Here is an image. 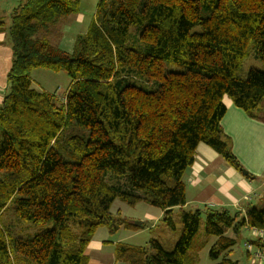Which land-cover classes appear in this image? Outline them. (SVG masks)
Wrapping results in <instances>:
<instances>
[{"label": "trees", "instance_id": "obj_1", "mask_svg": "<svg viewBox=\"0 0 264 264\" xmlns=\"http://www.w3.org/2000/svg\"><path fill=\"white\" fill-rule=\"evenodd\" d=\"M79 7V0H24L7 28L0 218L13 204L18 218L44 228L10 239L0 220V264H88L98 228L129 224L113 219L116 199L160 209L172 229L178 208L181 229L169 247L156 238L145 247L116 242L115 262L195 264L194 253L213 238V264H235L227 254L245 225L264 228V207L247 206L244 215L186 210L182 177L200 143L242 168L221 119L225 97L258 118L264 68L243 72L242 58L251 47L264 62V0H99L66 52L55 39ZM37 69L67 75L61 102L33 88ZM68 126L87 133L62 138Z\"/></svg>", "mask_w": 264, "mask_h": 264}, {"label": "crops", "instance_id": "obj_2", "mask_svg": "<svg viewBox=\"0 0 264 264\" xmlns=\"http://www.w3.org/2000/svg\"><path fill=\"white\" fill-rule=\"evenodd\" d=\"M98 1L99 0H94L95 3H98ZM5 2L6 0H3L0 3V21L4 25V31L0 32V103L6 91V77L11 66L12 58L7 28L12 13L17 9L18 5L24 2V0H19L18 2L12 1L10 5H5ZM95 9L96 6L93 7L94 12ZM71 17L66 18L70 19ZM74 17L78 18L77 21H81L80 7L79 12L75 14ZM63 34L59 45L62 50L71 52L74 38L78 33L66 34V32H63ZM35 72L46 75L48 83L53 80L55 83L63 82L65 89L69 84L68 80L63 77L61 73L53 74L47 70L37 69L31 73V80L33 88L38 91L43 90H39L34 85V82L37 81V78L34 76ZM56 89H58V86L54 89L53 86L47 87V90L54 91V93ZM224 104L226 110L221 119L222 130L224 134L231 139L233 154L236 156L243 169L252 176H244L241 171L231 167L213 149L200 143L196 147L193 164L187 168L182 177L185 186L186 204L183 207L185 209L195 210L206 205L215 209L222 208L230 212H237L239 209L246 210L247 206L258 207L259 203H264V118L260 115V112L258 118L249 117L242 109L233 105L232 101L227 97L224 98ZM229 207L234 209V211H231ZM142 211V217L137 215L142 222L144 220L147 223V220L153 217H156L157 221L162 218V211L160 209L154 212L156 214L146 213V208L142 209ZM146 214H148V216H145ZM141 224L142 223L139 225ZM248 232L249 237L247 236V240H253L254 238L249 229ZM95 236L96 232L93 237ZM106 239L107 238L103 240ZM90 245L91 243L86 249L88 264L117 263L114 261L113 257L110 260L106 259L104 253H98L95 258H91L88 255ZM110 247L114 249V243ZM106 252L109 253L108 251Z\"/></svg>", "mask_w": 264, "mask_h": 264}, {"label": "rangeland", "instance_id": "obj_3", "mask_svg": "<svg viewBox=\"0 0 264 264\" xmlns=\"http://www.w3.org/2000/svg\"><path fill=\"white\" fill-rule=\"evenodd\" d=\"M2 1L3 0H0V3ZM12 1L18 2L19 0H6L5 5L6 4L10 5ZM79 2H80L81 21L80 22L77 21L78 18L74 17L75 15L68 16V17L72 16L70 19L65 18L61 23V31L66 32V34H69V33L75 34L79 32L81 33L85 32L88 24L92 20V17L94 14L93 7H95L97 3H95L94 0H89V1L79 0ZM7 35H8V32H7ZM63 35H61L60 38L58 37L55 39L56 46L58 45L60 49L62 48L60 47L59 43ZM242 59H243L242 61L243 72L244 71L246 72L251 67L257 68V69L264 68V62L256 57L255 52L251 47H247ZM169 68L178 70L176 66H169ZM50 72H52L53 74H56V72H53V71H50ZM38 73L40 72H35L34 74V76L37 78V81L34 82L35 87L38 88L39 90H43L45 92L55 94L58 97L59 101L61 102L63 100L64 93L67 90L68 86L65 89V85H63V82L55 83L54 80L48 83L46 75L38 74ZM60 73L69 82V78L67 77V75L64 72H60ZM49 86H53V89L56 86H58V89H56L54 93V91L47 90V87ZM260 110H261L260 115L264 118V98L261 101ZM72 126H68L67 128L63 130L61 134L62 138L66 137L70 133H78V134L87 133L86 129L84 130V129L75 128ZM241 169H243V167ZM251 176L252 175H250V177ZM108 181L113 182L114 179L109 178ZM137 203L131 205V204L122 202L118 199H116L113 202L111 206L113 219L120 220L123 222V224H126V223H129V224L126 227L120 226L119 228H117L116 230L112 232H108V230L105 227L98 228L96 230V236L93 237V239H91L92 241L90 240L91 245L88 250V255L91 258H95L98 255V253L100 254L104 253L106 259L108 260L112 259L113 248L110 246H112V244L116 242H123V243H127L130 245L145 247V246H148V241L150 238H156L160 240L161 243H163L167 247L172 246L175 243L177 239V234L181 229L178 208H174L171 214V219L174 224V229H172L162 219L157 221L156 217H153L152 219H148L147 223L144 220L142 222L140 217H138V216L142 217V214H143L142 209L146 208V213L148 214H151V213L156 214L154 212L158 211V208L150 206L144 203L143 201H139ZM258 207L263 208L264 203H259ZM229 209L231 211H234V209H232L231 207H229ZM237 212H239L240 215L245 214L244 213L245 210H242V209H239V211ZM148 214H146L145 216H148ZM0 220H1L2 228L6 231L10 239H13L18 236L28 237V236H31L36 231L42 230L44 228V225L40 227L32 226L30 222L18 218L16 214L14 213L13 204H8L6 206L5 210L3 211L1 215ZM136 222H138L139 224L142 223L141 226L137 225ZM47 227H50V225H48ZM242 229L243 231L241 232L240 237L238 238L236 244L231 248V251L227 254V257L231 259L232 261L236 262L235 264H260L259 262L251 259L249 255H246L247 252L245 250L244 244L248 242L247 240V238L249 237L248 226L245 225ZM226 235L231 238H234L232 230H228L226 232ZM105 238L107 239L103 240ZM253 238H252L253 240H258L254 236ZM213 241H214L213 238L207 239V244L204 245L200 250L194 253L195 264H213V262L210 260L208 256V250ZM257 248H260V247H257ZM106 251H108L109 253H107ZM85 254H86V250H85ZM220 259L221 258H219L217 261H219ZM116 264H124V263L117 262Z\"/></svg>", "mask_w": 264, "mask_h": 264}, {"label": "built area", "instance_id": "obj_4", "mask_svg": "<svg viewBox=\"0 0 264 264\" xmlns=\"http://www.w3.org/2000/svg\"><path fill=\"white\" fill-rule=\"evenodd\" d=\"M245 213V212H244ZM252 236L264 243V228L248 227ZM245 243V242H244ZM250 241L244 244L245 250L254 261L260 264L264 263V248H257L252 245Z\"/></svg>", "mask_w": 264, "mask_h": 264}, {"label": "water", "instance_id": "obj_5", "mask_svg": "<svg viewBox=\"0 0 264 264\" xmlns=\"http://www.w3.org/2000/svg\"><path fill=\"white\" fill-rule=\"evenodd\" d=\"M240 171H241V173H242L244 176H247V175H248V173H247V171H246L245 169H240ZM136 224L139 225L138 222H136Z\"/></svg>", "mask_w": 264, "mask_h": 264}]
</instances>
